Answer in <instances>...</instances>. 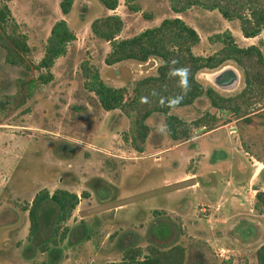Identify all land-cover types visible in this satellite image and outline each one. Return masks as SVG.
<instances>
[{
    "label": "rangeland",
    "instance_id": "374dc122",
    "mask_svg": "<svg viewBox=\"0 0 264 264\" xmlns=\"http://www.w3.org/2000/svg\"><path fill=\"white\" fill-rule=\"evenodd\" d=\"M59 1L0 0L9 10L4 31L21 32L29 46L27 67L5 62L0 47V264H113L130 246L166 248L174 243L185 247L183 264H255V246L264 236L249 240L252 229L244 228V220L264 218L256 216L262 213L252 206V188L264 175L249 178L252 168L261 166L255 159H264V98L252 96L238 116L217 113L202 96L191 105L172 107L168 113L191 127L186 139L172 140L166 131H158L164 114L153 112L144 120L149 130L138 151L131 144L133 115L102 110L84 87L80 63L94 66L105 83L125 86L129 93L133 80L153 73L158 60H124L107 67L103 57L109 44L89 27L107 9L98 0H72L62 14ZM126 2L118 0L112 10L122 19L118 37L177 15L198 34L191 47L194 54L216 50L220 43L209 37L227 29L236 44H256L264 59V27L244 38L237 19H225L216 9L190 6L173 13L167 0H128L130 7ZM59 17L75 37L55 58L51 78L42 81L38 75L44 70L34 64L50 25ZM221 70H230L235 83H217ZM196 77L223 95H233L243 85L241 70L229 60L201 69ZM205 110L216 112L217 120L191 125ZM186 173L194 177L184 179ZM232 176L247 181L240 192L243 221L223 232L217 229L222 222L214 206L221 204L222 184ZM57 177L71 183L65 187L75 190L81 203L62 223L68 220L64 238L53 244L48 236V249L41 253L36 243L46 232L28 239L27 211L21 206L38 189L55 184ZM193 181L197 184L190 186ZM215 230L221 243L213 238ZM58 234H53L55 240ZM219 247L226 250L223 255L216 253Z\"/></svg>",
    "mask_w": 264,
    "mask_h": 264
},
{
    "label": "trees",
    "instance_id": "16d2710c",
    "mask_svg": "<svg viewBox=\"0 0 264 264\" xmlns=\"http://www.w3.org/2000/svg\"><path fill=\"white\" fill-rule=\"evenodd\" d=\"M105 9H114L117 0H98ZM168 8L173 13H180L190 6L203 9H216L225 19H237L238 28L242 36L252 37L264 27V0H167ZM72 0H60L59 9L62 14L69 11ZM127 5L128 0H127ZM134 9L135 5H132ZM130 7V5H129ZM8 8L5 3L0 4V47L3 49V60L9 64H19L27 67L25 54L29 51L24 34L18 31L5 32L4 25ZM122 26V19L115 13H106L93 18L89 27L91 32L109 44V49L103 57L107 65L124 60L144 62L150 58L158 60L153 73L137 77L127 93L125 86H113L105 83L98 70L87 62L80 63L84 78V87L91 91L98 104L104 110L119 109L131 118L134 135L131 144L138 151L142 150L149 127L145 119L153 112L164 114L166 133L172 139H186L190 135L191 127L180 118L168 113L173 107L169 97L180 93V88L174 79L166 75L169 66L163 62L176 59L179 66L191 69L189 82L191 90L184 96L182 102L176 106L191 105L201 96L207 99L208 105L217 113L229 112L232 115L245 113L247 101L252 96L264 98V59L259 47L250 43L244 46L236 44L229 30L224 29L209 37L218 41L220 46L206 55L194 54L191 50L198 41L196 30L177 15L163 17L153 26H148L126 37H118ZM73 30L63 17L55 19L49 27L44 40L42 53L36 68L43 69L39 79L47 81L51 78L50 67L55 58L66 51V45L74 39ZM264 39V38H263ZM232 61L241 70L243 85L233 95H223L210 85H203L196 77L201 69H214L225 61ZM153 92L157 93L153 95ZM175 106V107H176ZM132 112V114H131ZM205 110L191 122L200 125L205 122L211 125L217 120V113ZM201 125H204V124ZM82 193V192H81ZM78 201V195L65 188L55 187L50 193L46 188L38 189L22 209L27 211V237L36 232H46V238L36 243L40 251L48 249L47 237L52 235L51 242L56 244L62 240L68 227L64 221L69 217ZM253 209L257 213H264V191L256 189L254 193ZM52 213V216H49ZM58 234L55 240L53 234ZM144 251V252H143ZM185 247L174 243L166 248H159L153 244L130 246L121 253V259L113 264H183ZM255 264H264V241L254 250ZM94 264V263H92Z\"/></svg>",
    "mask_w": 264,
    "mask_h": 264
},
{
    "label": "crops",
    "instance_id": "0c3cea01",
    "mask_svg": "<svg viewBox=\"0 0 264 264\" xmlns=\"http://www.w3.org/2000/svg\"><path fill=\"white\" fill-rule=\"evenodd\" d=\"M112 10L113 9H107L106 10L107 12H105V14L106 13H113ZM244 38H246V37H244ZM105 65L107 67H110L112 64L111 65L105 64ZM102 110H104V109H102ZM104 111H108V110H104ZM255 161L259 162L261 166H254L252 168V171H251V173L249 175V178L251 179V181L253 179L257 178V176L259 174L264 175V159L257 158V159H255ZM193 177H194V174L193 173H190L188 175L186 173L183 176L184 179L185 178L190 179V178H193ZM57 178H58V180H56V183L55 184L52 185V182H51L50 185L48 187H46V189L48 190L49 193L55 187H60V188H65V189H67L69 191H73V192H75L77 194V192L75 190H73L71 188H68V187H65V184H71V183H68L66 181L64 183H61L62 179L60 177H57ZM232 178H233L232 181H230L229 178H226V180L223 182V184H222V193H225V195H223V196L222 195H219V196H222V198H221V200H222L221 201V204L219 203V206H217V207L214 206V209L216 208V210H219L218 211V214H220L221 216L218 219H219V221L222 222L219 225L217 224V229H219V230H221L223 232H225L229 227H232V228H230L231 231H232L234 228H236L239 225V223H241V221H243L242 218H241L242 217L241 216V212L243 211L242 210L241 198L244 195H242L240 192L242 190V186H246L247 181L242 182L239 179L234 178V176H232ZM196 184H197V181H193L192 183H190V186H195ZM254 185L255 186H253V188H252L253 194L255 193V191H256L257 188L264 191V179L262 181H260L259 183L256 182V184H254ZM80 203H81V200H80V197L78 195V201H77V203H76V205H75V207L73 209L74 210H77L76 206L78 204H80ZM216 205H218V204H216ZM213 212L215 213V210H213ZM255 215L258 216L259 218L260 217H264V213H262L260 215L259 214H255ZM259 220L260 219L253 218V217L250 218V220H244V223L246 224L244 228L249 227L250 229H252L251 230V239H249V240L254 239L255 236L258 237V235H261V234H263V236H264V228H263L264 218L261 221H259ZM229 223H230V225H228ZM226 224H227V227H224V226H226ZM260 224H262V226ZM65 225H68V220H67V222H65ZM212 234L214 235V237H213L214 240H216L218 243H221V241H223V240L220 239V237H217V235L220 236V233L217 232L216 230ZM263 241H264V238L259 243H257V245L255 247H257ZM42 252L43 251H41V253Z\"/></svg>",
    "mask_w": 264,
    "mask_h": 264
},
{
    "label": "clouds",
    "instance_id": "9594fccd",
    "mask_svg": "<svg viewBox=\"0 0 264 264\" xmlns=\"http://www.w3.org/2000/svg\"><path fill=\"white\" fill-rule=\"evenodd\" d=\"M178 64L179 61L176 59L163 62V66H169L166 75L168 76L169 79L176 80L177 86L180 88L179 94L168 98V100L171 103V106L173 107L180 104L184 96H186L187 93L191 90V85L189 82L191 69L186 65L177 67L176 65ZM156 94L157 93L153 92V95ZM166 128L167 126L163 125L161 128L158 129V131L164 132L166 131Z\"/></svg>",
    "mask_w": 264,
    "mask_h": 264
},
{
    "label": "water",
    "instance_id": "95a60500",
    "mask_svg": "<svg viewBox=\"0 0 264 264\" xmlns=\"http://www.w3.org/2000/svg\"><path fill=\"white\" fill-rule=\"evenodd\" d=\"M229 72H230V70H221L220 72H218L217 75H216V77H215L217 83L218 82H219V84L220 83H224L225 84V83H230V82L235 83V81L233 80V78L235 77V75L234 76H231V74L229 75ZM232 74H234V73L232 72ZM229 76H230V79H228L229 82L223 80L224 77H225V79H227ZM220 85H222V84H220Z\"/></svg>",
    "mask_w": 264,
    "mask_h": 264
},
{
    "label": "built area",
    "instance_id": "2783aa9c",
    "mask_svg": "<svg viewBox=\"0 0 264 264\" xmlns=\"http://www.w3.org/2000/svg\"><path fill=\"white\" fill-rule=\"evenodd\" d=\"M107 152L110 154L109 150H107ZM200 209L203 210L204 208L201 207ZM224 251H226L224 248L219 247L217 248L216 253H218L219 255H223Z\"/></svg>",
    "mask_w": 264,
    "mask_h": 264
}]
</instances>
